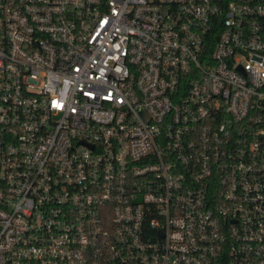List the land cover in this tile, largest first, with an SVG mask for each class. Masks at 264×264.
<instances>
[{"label":"built area","instance_id":"obj_1","mask_svg":"<svg viewBox=\"0 0 264 264\" xmlns=\"http://www.w3.org/2000/svg\"><path fill=\"white\" fill-rule=\"evenodd\" d=\"M0 264H264V0H0Z\"/></svg>","mask_w":264,"mask_h":264}]
</instances>
